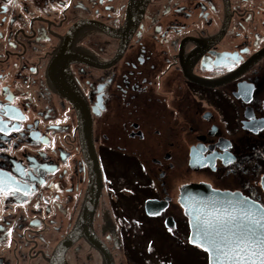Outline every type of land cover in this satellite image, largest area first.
Instances as JSON below:
<instances>
[{
    "label": "flooded vegetation",
    "instance_id": "1",
    "mask_svg": "<svg viewBox=\"0 0 264 264\" xmlns=\"http://www.w3.org/2000/svg\"><path fill=\"white\" fill-rule=\"evenodd\" d=\"M0 104V264H209L186 186L264 205V0H0Z\"/></svg>",
    "mask_w": 264,
    "mask_h": 264
},
{
    "label": "snow or ice",
    "instance_id": "2",
    "mask_svg": "<svg viewBox=\"0 0 264 264\" xmlns=\"http://www.w3.org/2000/svg\"><path fill=\"white\" fill-rule=\"evenodd\" d=\"M14 115L15 110L0 104V133L9 132L4 117L11 119ZM13 129L19 130L15 125ZM228 162H231V158H228ZM6 187L13 196L21 194V188L11 189L0 173V197L6 195ZM22 194H29L27 183L23 186ZM195 212L193 224L196 233L192 242L200 240V246L209 252V264H264V205L247 198L226 199Z\"/></svg>",
    "mask_w": 264,
    "mask_h": 264
},
{
    "label": "water",
    "instance_id": "3",
    "mask_svg": "<svg viewBox=\"0 0 264 264\" xmlns=\"http://www.w3.org/2000/svg\"><path fill=\"white\" fill-rule=\"evenodd\" d=\"M186 191L187 193L184 195L183 201L191 216L192 240L196 233V229L193 224V218L194 215H196V209H204L210 207L214 202H223L226 199L240 200L242 198H247L249 201H254L240 192H231L230 190L215 189L208 183L188 184L186 186ZM189 192L191 193V195L188 196ZM232 194H235V196H233ZM256 203L258 205H261L258 202ZM195 243L199 245L201 244L199 239H196Z\"/></svg>",
    "mask_w": 264,
    "mask_h": 264
},
{
    "label": "bare ground",
    "instance_id": "4",
    "mask_svg": "<svg viewBox=\"0 0 264 264\" xmlns=\"http://www.w3.org/2000/svg\"><path fill=\"white\" fill-rule=\"evenodd\" d=\"M213 187V186H212ZM214 188V187H213ZM216 189V188H215ZM232 192V191H231ZM191 195V193L189 192L188 196ZM192 228V227H191ZM197 244V243H196ZM199 245V244H198Z\"/></svg>",
    "mask_w": 264,
    "mask_h": 264
}]
</instances>
